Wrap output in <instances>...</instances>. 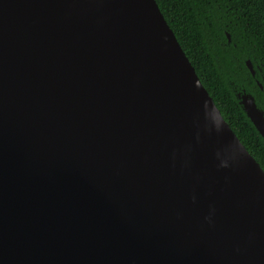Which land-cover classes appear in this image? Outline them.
<instances>
[{"label":"water","instance_id":"1","mask_svg":"<svg viewBox=\"0 0 264 264\" xmlns=\"http://www.w3.org/2000/svg\"><path fill=\"white\" fill-rule=\"evenodd\" d=\"M0 264H264V170L156 0H0Z\"/></svg>","mask_w":264,"mask_h":264},{"label":"trees","instance_id":"2","mask_svg":"<svg viewBox=\"0 0 264 264\" xmlns=\"http://www.w3.org/2000/svg\"><path fill=\"white\" fill-rule=\"evenodd\" d=\"M156 1L223 117L264 170V140L233 91V83L246 87L264 108V0Z\"/></svg>","mask_w":264,"mask_h":264},{"label":"flooded vegetation","instance_id":"3","mask_svg":"<svg viewBox=\"0 0 264 264\" xmlns=\"http://www.w3.org/2000/svg\"><path fill=\"white\" fill-rule=\"evenodd\" d=\"M252 74V73H251ZM253 76H256V73L255 74H252ZM262 80L264 81V77L262 78ZM260 85H259V88H260V92H262L263 94H264V82L262 83V82H260L259 83ZM261 96L264 98V95H262L261 94ZM261 96H260V98H261Z\"/></svg>","mask_w":264,"mask_h":264},{"label":"clouds","instance_id":"4","mask_svg":"<svg viewBox=\"0 0 264 264\" xmlns=\"http://www.w3.org/2000/svg\"><path fill=\"white\" fill-rule=\"evenodd\" d=\"M206 105H207V102H206Z\"/></svg>","mask_w":264,"mask_h":264}]
</instances>
